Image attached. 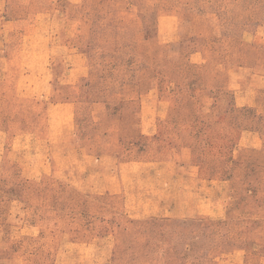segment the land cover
I'll list each match as a JSON object with an SVG mask.
<instances>
[{
	"label": "rangeland",
	"instance_id": "rangeland-1",
	"mask_svg": "<svg viewBox=\"0 0 264 264\" xmlns=\"http://www.w3.org/2000/svg\"><path fill=\"white\" fill-rule=\"evenodd\" d=\"M0 264H264V0H0Z\"/></svg>",
	"mask_w": 264,
	"mask_h": 264
}]
</instances>
